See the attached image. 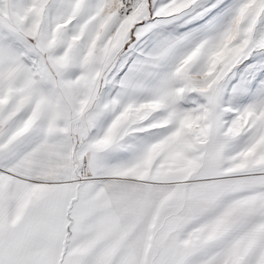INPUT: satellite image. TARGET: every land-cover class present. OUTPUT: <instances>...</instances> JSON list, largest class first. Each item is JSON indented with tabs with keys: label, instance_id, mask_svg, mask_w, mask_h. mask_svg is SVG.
Masks as SVG:
<instances>
[{
	"label": "snow or ice",
	"instance_id": "1",
	"mask_svg": "<svg viewBox=\"0 0 264 264\" xmlns=\"http://www.w3.org/2000/svg\"><path fill=\"white\" fill-rule=\"evenodd\" d=\"M0 264H264V0H0Z\"/></svg>",
	"mask_w": 264,
	"mask_h": 264
}]
</instances>
